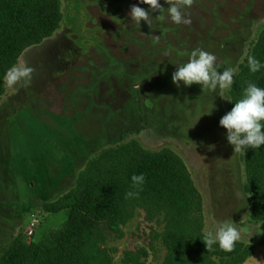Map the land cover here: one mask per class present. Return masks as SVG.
<instances>
[{
    "label": "rangeland",
    "instance_id": "374dc122",
    "mask_svg": "<svg viewBox=\"0 0 264 264\" xmlns=\"http://www.w3.org/2000/svg\"><path fill=\"white\" fill-rule=\"evenodd\" d=\"M158 2L149 25H137L130 7L149 10L138 0H61L58 29L20 55L14 67L31 72L0 96V257L17 233L31 235L48 219L40 206L73 185L86 159L136 139L183 159L201 195L204 234L231 219L253 246L243 264H264V222L250 218L242 150L218 124L229 88L171 80L195 49L213 54L217 71L231 69L233 79L264 26V0H192L181 9L187 24L173 23L166 0ZM160 228L137 210L104 246L117 263L144 249L140 260L161 264Z\"/></svg>",
    "mask_w": 264,
    "mask_h": 264
},
{
    "label": "trees",
    "instance_id": "16d2710c",
    "mask_svg": "<svg viewBox=\"0 0 264 264\" xmlns=\"http://www.w3.org/2000/svg\"><path fill=\"white\" fill-rule=\"evenodd\" d=\"M63 19L61 0H0V96L6 73L27 48L50 37ZM264 63V26L234 73L227 111L248 82L264 87V67L252 73L247 57ZM243 189L250 197V218L264 222V145L242 150ZM144 175L133 187L131 177ZM133 196H126L127 192ZM40 209L48 214L36 231L17 233L0 264H145L144 249L126 251L117 263L104 246L110 232L121 234L140 210L160 224L155 237L165 249L161 264H243L253 246L240 240L231 251L207 250L202 199L183 159L171 148L148 149L136 139L109 145L86 159L73 185ZM50 216V218H49ZM58 216V219L53 218Z\"/></svg>",
    "mask_w": 264,
    "mask_h": 264
},
{
    "label": "clouds",
    "instance_id": "9594fccd",
    "mask_svg": "<svg viewBox=\"0 0 264 264\" xmlns=\"http://www.w3.org/2000/svg\"><path fill=\"white\" fill-rule=\"evenodd\" d=\"M139 4L148 5L149 10L134 4L130 7L128 16L137 25L143 19L149 25V14L156 9L161 10L162 6L158 0H138ZM168 5L167 13L169 19L175 24H187L190 20L182 14L181 9L190 6L192 0H166ZM247 67L252 73L258 72L264 63L253 56L247 57ZM215 66V56L201 49H195L189 54L186 63L178 65L171 75L172 82L179 87L180 82L184 86L197 83L201 88L207 87L211 90L227 89L232 84V70L223 69L218 72ZM31 68L9 69L6 73V83L12 86L22 78L28 77ZM230 101V100H229ZM218 124L226 130V139L239 152L244 149H257L264 145V87H259L254 82H248L242 90L241 98L236 100L230 110L222 115ZM132 186L139 187L144 182V175H133L131 177ZM134 192H127L126 196H133ZM240 238V233L233 226L231 219L221 222L215 231L210 230L200 239L207 250L215 244L221 250L231 251L235 242Z\"/></svg>",
    "mask_w": 264,
    "mask_h": 264
},
{
    "label": "flooded vegetation",
    "instance_id": "af4514ba",
    "mask_svg": "<svg viewBox=\"0 0 264 264\" xmlns=\"http://www.w3.org/2000/svg\"><path fill=\"white\" fill-rule=\"evenodd\" d=\"M40 43H42V42H40ZM65 45H66V44H65ZM65 45H62V44H61V45H59V46H61V47L63 48V47H65ZM67 46H68V45H67ZM68 47H71V46H68ZM53 55L55 56L56 53H53ZM59 61H60V60H59ZM55 62H56V61H55ZM56 64H57V62H56Z\"/></svg>",
    "mask_w": 264,
    "mask_h": 264
}]
</instances>
